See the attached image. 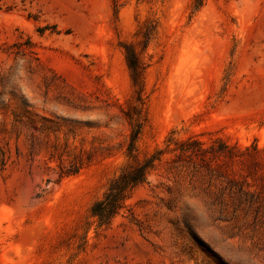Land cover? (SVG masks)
I'll return each mask as SVG.
<instances>
[{"label": "rangeland", "instance_id": "rangeland-1", "mask_svg": "<svg viewBox=\"0 0 264 264\" xmlns=\"http://www.w3.org/2000/svg\"><path fill=\"white\" fill-rule=\"evenodd\" d=\"M124 46L137 156L163 154L99 226L129 162ZM0 264H264V0H0Z\"/></svg>", "mask_w": 264, "mask_h": 264}, {"label": "trees", "instance_id": "trees-1", "mask_svg": "<svg viewBox=\"0 0 264 264\" xmlns=\"http://www.w3.org/2000/svg\"><path fill=\"white\" fill-rule=\"evenodd\" d=\"M123 48L131 83L136 94V104L132 106L134 115L129 111H124V116L130 125L129 141L125 152L129 162L117 176L110 180L103 197L91 206L90 215L98 221L99 226L108 225L124 208L130 193L134 188L146 182L150 170L156 162L160 161L163 154V151L156 149L153 153L145 155L142 160L137 156V143L145 122L144 101L142 99L145 67L130 46ZM187 143V140L178 141L174 143V148L171 149L170 145L167 147L169 151H179L183 155L195 157H200L207 151L203 149V144L198 140L192 141L190 145ZM216 152L223 156L233 155L232 148L222 141H219V149Z\"/></svg>", "mask_w": 264, "mask_h": 264}]
</instances>
